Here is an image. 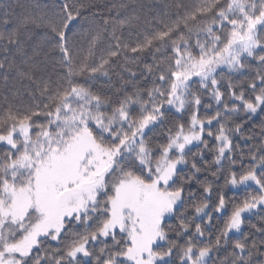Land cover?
<instances>
[{"label":"snow or ice","instance_id":"1","mask_svg":"<svg viewBox=\"0 0 264 264\" xmlns=\"http://www.w3.org/2000/svg\"><path fill=\"white\" fill-rule=\"evenodd\" d=\"M0 264H264V0L4 4Z\"/></svg>","mask_w":264,"mask_h":264},{"label":"trees","instance_id":"2","mask_svg":"<svg viewBox=\"0 0 264 264\" xmlns=\"http://www.w3.org/2000/svg\"><path fill=\"white\" fill-rule=\"evenodd\" d=\"M11 2H13V0H0V11L3 10L4 4L11 3ZM20 2L23 3L26 6V8H28L29 10H32L35 5L38 4L42 7L45 3H48L49 0H20ZM107 2L111 3L112 0H107ZM127 2L138 3V4H143V5H151V4L162 3L163 0H127ZM35 10L38 11L39 9L37 8ZM18 11H21V10L18 9ZM144 11L147 12V8H145ZM42 38H43V29H36L33 35V40L36 43H39L42 40ZM105 91H110V89L105 88ZM252 223L259 226L261 221L258 218H254L252 220Z\"/></svg>","mask_w":264,"mask_h":264}]
</instances>
